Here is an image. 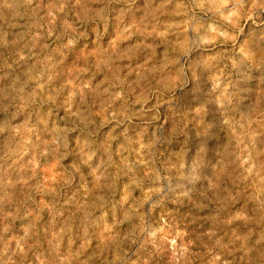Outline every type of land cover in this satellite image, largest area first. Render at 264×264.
Instances as JSON below:
<instances>
[{"label":"rangeland","instance_id":"rangeland-1","mask_svg":"<svg viewBox=\"0 0 264 264\" xmlns=\"http://www.w3.org/2000/svg\"><path fill=\"white\" fill-rule=\"evenodd\" d=\"M0 264H264V0H0Z\"/></svg>","mask_w":264,"mask_h":264}]
</instances>
